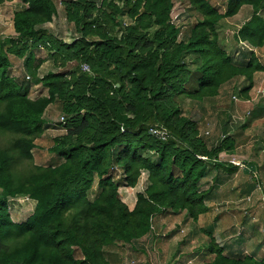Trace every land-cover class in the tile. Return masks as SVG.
<instances>
[{"label": "trees", "instance_id": "16d2710c", "mask_svg": "<svg viewBox=\"0 0 264 264\" xmlns=\"http://www.w3.org/2000/svg\"><path fill=\"white\" fill-rule=\"evenodd\" d=\"M18 2L14 36L0 37V136H9L0 148V264H107L104 249L150 233L156 214L192 221L205 214L211 191L200 192L198 184L207 165L227 175L237 171L217 161L234 146L224 132L208 148L197 136L196 121L184 116V99H212L235 80L247 85L233 89L237 97L252 89L254 75L264 74L251 51L264 46V0H226L222 14L208 0H187L197 20L183 33L170 22L173 0L62 2L78 35L71 44L43 28L56 16L51 0ZM242 7L252 14L233 36L247 54L238 65L219 46L216 27ZM41 47L59 72L38 77L43 61L34 51ZM13 60L21 63L20 75L10 74ZM82 64L89 73L80 72ZM56 103L66 133L49 152L63 162L15 170L32 160L34 141L46 130V110ZM262 114L258 103L245 122ZM150 128L166 131L169 139L157 141ZM142 172L148 186L129 211L117 190L133 188ZM16 198L35 202L18 224L6 203ZM204 253L213 255L207 264H264L242 253L225 254L215 243Z\"/></svg>", "mask_w": 264, "mask_h": 264}, {"label": "rangeland", "instance_id": "374dc122", "mask_svg": "<svg viewBox=\"0 0 264 264\" xmlns=\"http://www.w3.org/2000/svg\"><path fill=\"white\" fill-rule=\"evenodd\" d=\"M55 9L54 16L50 23L43 25L44 29L50 31L55 37L63 43L71 44L78 35L75 34V28L69 16L65 12L63 3L68 5L76 0H51ZM61 4L57 5V2ZM99 1V0H98ZM108 1V0H107ZM219 13L225 11L226 0H208ZM18 0H6L0 3V37L7 38L14 36L12 29L13 11L19 8ZM121 4L118 3V6ZM188 9L187 0H173V7L170 13V22L179 28L183 33L188 27H193L197 18ZM252 14V9L242 7L236 16L224 19L217 25V35L219 46L231 57L235 64H242V53L239 51V45L233 41V36L238 28L247 21ZM264 17V11L260 14ZM124 24H130V21L123 17ZM119 36V35H118ZM245 49V47H241ZM254 52L264 64V46L259 50H251ZM35 58L43 61L38 77H42L46 72H59L60 69L53 66L49 52L43 47L34 51ZM247 55V54H246ZM18 71L16 75H20V62H15ZM241 62V63H240ZM190 69L191 67L188 66ZM73 64L69 65L67 78L71 73ZM15 74L14 71L10 73ZM246 84L240 81H233L230 85H224L216 97L209 100L192 101L185 98L183 110L184 116L196 121L197 136L206 143L208 148L214 142L217 144L224 136V132L233 141V150L231 152H223L218 155L217 161L227 165L236 166L238 169L234 174L225 177H219L210 165H207V174L198 184L199 191H211L207 196L204 204L208 206V211L200 215L195 221L186 220L183 214L165 215L156 214L150 221V232L154 236H161L162 241L158 245H152L149 252L150 264H207L213 259V255L209 256L206 262L203 256L201 261L195 263L190 262L192 258L210 247L215 243L218 247L227 242L232 236L241 235V229L248 222L252 223L259 234V242L257 245L264 244V114L256 118L248 119L247 116L255 109L256 105L264 106V98L262 92L264 90V74L258 73L254 75L252 89L242 98L237 97L233 92L234 88L242 90ZM247 86V85H246ZM38 94L37 88L31 90V98H35ZM234 96V97H233ZM186 97V96H185ZM62 117L59 105L56 103L48 107L45 113L46 130L34 141L35 148L32 150V160L22 162V169L17 165L15 170H29L34 167L47 168L55 167L63 162L58 156L49 152L53 147V140L65 135L66 129L64 125L59 123ZM9 141V136H0V148ZM202 159V158H201ZM217 171V170H216ZM218 174V173H217ZM214 175H216L214 177ZM242 185V186H241ZM148 186L147 174L142 172L137 179V183L133 188L120 187L117 190L118 198L129 211H131L136 203L137 195L143 194ZM7 208L9 216L14 223H23L32 213L35 202L28 198L7 199ZM211 207V208H210ZM162 217V218H161ZM161 219L167 222L156 228V220ZM230 218V219H229ZM158 233L163 235H158ZM220 233L225 234L224 240L217 238ZM149 234V233H148ZM250 237V233L247 234ZM234 239V237H232ZM220 241V244L218 243ZM155 242V241H154ZM153 242V243H154ZM217 242V243H216ZM151 242V244H153ZM172 243V244H171ZM263 243V244H262ZM177 244L186 246L179 258L171 262L174 254L172 247ZM255 243L249 245L254 246ZM159 246V247H157ZM104 249L103 258L108 263V255ZM252 249L243 252L244 256L250 254ZM113 251L119 258V264H130L128 259L140 260L134 257L132 252L127 249L114 246ZM253 257L259 258L258 251L253 249ZM256 254V255H254ZM164 255V259L161 256ZM173 256V255H172ZM80 257L75 255V258ZM139 260V261H138ZM264 260V259H263ZM142 262V259H141ZM139 264V263H137Z\"/></svg>", "mask_w": 264, "mask_h": 264}, {"label": "crops", "instance_id": "0c3cea01", "mask_svg": "<svg viewBox=\"0 0 264 264\" xmlns=\"http://www.w3.org/2000/svg\"><path fill=\"white\" fill-rule=\"evenodd\" d=\"M16 69H17L16 68V65L14 64L13 65V69L11 71H14V73H15V71H18V69L17 70ZM39 73H40V71H39ZM15 75H16V73H15ZM214 144L215 143L213 142L211 144V146H213ZM213 172H216V175H218L219 177H221L223 175H225V177H228L229 176V175H227V174H225V173H223L221 171L213 170ZM207 175L209 176V175H211V173L209 172ZM216 175H214V177ZM166 223L167 222H164L161 219H157L156 220V228L157 227L159 228L161 225H165ZM243 227H244V229H241V235L240 234H238V235L236 234L235 235V233L233 232L232 233L233 234L232 237H234V239L231 237L227 242H224L223 244L220 245L221 248L224 249V253L225 254L226 253L227 254H239V253H242L243 254V252L248 251V249H252L250 251L249 256H252L253 257V255H252L254 253L253 252V249H256L258 251V254H259L258 257L259 258L258 259L257 258H254V259H256V260H263L264 259V244L263 243H262L263 245H257L256 244V242H259L260 241V239H259V234L260 233L256 230V228L253 226L252 223L250 224V222H248V224L246 226H243ZM248 233H250V237L251 238L247 237V234ZM159 234L160 233H158V235ZM160 235H163V234H160ZM160 237L161 236H156L155 237L154 236V233H151L150 232L149 234L145 235L141 239H138L135 242H133L131 245L116 244L114 246H119V247H122V248L127 249L129 252H132L133 253L132 255L135 258L137 257L140 260V261L138 260L139 262H137L134 259H128L127 258V262H130V263L133 262L134 264H137V263H139V264H150V261L148 259L149 258V252L148 251L150 250V248H148V247H151L152 245H158V244H160L161 241L163 243H165V240L160 239ZM216 237L219 238V239H221L223 241L224 240V237H225V234L220 233ZM151 242L152 243L154 242V243L151 244ZM218 243L220 244V241H218ZM250 243H255V244H254V246H251V245H249ZM114 246H111V247H109V248H107L105 250L107 252V254H109L108 257H107L108 258V263L110 262L109 264H119V258L115 254V252L113 251V247ZM176 246L177 247H175V248L172 247V251H174L173 252L174 254H172L173 256L172 255L170 256V257H173L171 259V262L173 260H175L176 258H179L178 256L181 255V253L184 251V249L186 247V246H183L182 244H177ZM157 247H159V246H157ZM204 254H205L204 251L196 254L192 258V260H190V262L195 263L197 261L198 262L201 261L203 259V256L202 255H204ZM247 255H248V253H247ZM254 255H256V254H254ZM161 258L164 259V255L161 256ZM141 259H142V262H141ZM205 259H206L205 261L208 262L209 261V256L206 257Z\"/></svg>", "mask_w": 264, "mask_h": 264}, {"label": "built area", "instance_id": "2783aa9c", "mask_svg": "<svg viewBox=\"0 0 264 264\" xmlns=\"http://www.w3.org/2000/svg\"><path fill=\"white\" fill-rule=\"evenodd\" d=\"M58 3L60 5L61 4V1H58L57 2V5H58ZM80 72L81 73H89V67L86 64L80 65ZM59 123L64 125V119H63V117L60 118ZM148 133L151 136H153L159 142H166L169 139L168 133L166 131H164V130L150 128L148 130ZM130 264H134V263L131 262Z\"/></svg>", "mask_w": 264, "mask_h": 264}]
</instances>
